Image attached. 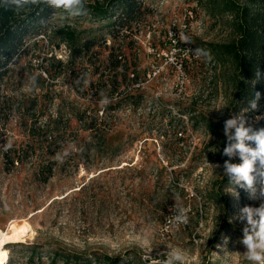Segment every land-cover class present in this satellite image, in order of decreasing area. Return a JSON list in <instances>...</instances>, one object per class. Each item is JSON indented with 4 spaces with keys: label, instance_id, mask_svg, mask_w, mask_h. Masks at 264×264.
Returning a JSON list of instances; mask_svg holds the SVG:
<instances>
[{
    "label": "rangeland",
    "instance_id": "374dc122",
    "mask_svg": "<svg viewBox=\"0 0 264 264\" xmlns=\"http://www.w3.org/2000/svg\"><path fill=\"white\" fill-rule=\"evenodd\" d=\"M143 4L148 17L131 31L89 14L56 15L50 28H71L76 43L89 41L92 50L72 60V45L49 30L31 40L37 47L1 87L0 230L7 232L14 220H26L29 230L3 245L4 264H106L96 261L105 257L114 264H168L177 251L185 264H253L243 236L226 226L243 232L241 209L261 200L224 185V124L203 123L241 116L246 127L251 122L245 113L230 114L235 66L220 46L236 39L233 18L209 16L196 0ZM184 24L183 41L194 53L185 89L169 65L148 81L154 66L165 65L166 57L154 53L166 47L165 34ZM91 117L96 132L88 130ZM31 125L57 131L64 142L56 153L52 147L13 164L12 153L32 142ZM96 134L105 138L93 139ZM51 165L53 177L43 180L47 169H39ZM256 167L259 194L264 167ZM184 215L187 223L177 219Z\"/></svg>",
    "mask_w": 264,
    "mask_h": 264
},
{
    "label": "trees",
    "instance_id": "16d2710c",
    "mask_svg": "<svg viewBox=\"0 0 264 264\" xmlns=\"http://www.w3.org/2000/svg\"><path fill=\"white\" fill-rule=\"evenodd\" d=\"M196 2L204 8L209 16H215L216 13L222 16H232L236 39L228 45L220 46L221 54L231 58L235 66V92L230 106V114L240 116L245 113L251 121L247 127H251L255 131L264 129V119H257V117H264V0H196ZM86 14L97 21L112 20L109 28L131 31L144 23L149 13L144 7L143 0H87V2L83 1V8L79 15H73L70 11H65L62 8H53L44 2L17 6L11 0H0V89L10 77L12 68L28 57L32 48L37 47L36 44L31 46V40L38 41L39 37H45L48 32H51L49 30H52L53 36L60 39L62 43L72 45V60L91 51L94 47L93 44L89 41L77 44L76 35L71 28L67 26L50 28L51 20L56 15L70 19L72 16L80 18ZM116 61L118 63V58ZM187 67L188 61L185 62V71H187ZM256 93L260 94L258 100H256ZM254 100L258 105L255 110L251 108V102ZM5 109L6 103L4 102L0 104V121L4 118ZM34 109L35 107H32L24 112L28 113ZM20 114L23 118L27 116L21 112ZM96 122L97 118L91 117L88 130L94 131ZM203 123H206L209 128H220L224 124L223 122L212 123L207 120ZM1 131L0 123V136H2ZM28 131L32 142L26 148H19L12 153L13 164L15 161L17 164L24 163L36 155V152L45 153L48 149L51 152L52 147H56L54 149V153H56L65 139V136L59 135L57 131L36 128L35 125H31ZM102 138H105L104 135L99 134L93 137V139ZM103 141L105 140L103 139ZM88 146L91 147V143H88ZM46 169L47 176L43 180H50L54 173L53 165L40 168L38 174ZM222 182L224 185L233 184L229 178ZM216 190H218L217 186ZM226 227L236 236H243L241 230L232 226ZM32 252L34 254L35 249ZM101 260L106 264L117 263L107 257L96 258V261Z\"/></svg>",
    "mask_w": 264,
    "mask_h": 264
},
{
    "label": "clouds",
    "instance_id": "9594fccd",
    "mask_svg": "<svg viewBox=\"0 0 264 264\" xmlns=\"http://www.w3.org/2000/svg\"><path fill=\"white\" fill-rule=\"evenodd\" d=\"M11 2L17 6L44 2L53 8L70 11L73 15L81 14L83 8V0H11ZM181 39L187 38L182 36ZM259 95L256 93V100L259 99ZM256 100L251 102V108L254 110L258 107ZM257 119H264V117H257ZM245 125L246 121L242 116L229 118L224 122L223 131L227 143L223 149V155L229 158L224 163V171L230 182L249 192L250 198L261 200L259 207H243L240 218L247 221L242 240L247 249V259L253 264H264V172L259 173L262 178L259 194L255 187L256 166L259 163L264 167V129L255 131ZM8 147H11L10 142L5 150ZM237 157L240 162L233 163L232 161ZM235 195L238 196V193ZM177 219L187 223V215ZM171 256L172 260L178 264H185V257L181 251L174 252ZM172 260H169L168 264H172Z\"/></svg>",
    "mask_w": 264,
    "mask_h": 264
},
{
    "label": "built area",
    "instance_id": "2783aa9c",
    "mask_svg": "<svg viewBox=\"0 0 264 264\" xmlns=\"http://www.w3.org/2000/svg\"><path fill=\"white\" fill-rule=\"evenodd\" d=\"M189 14V19H192V13H188ZM187 31V25H182L180 28H177L176 25L172 26L165 38H166V42H165V48L163 49L162 52L158 53V52H154L157 53V57H166V62L165 65L160 67H153L152 70H150L147 75L146 78L149 80H151L153 77L156 78L158 77V75H161L164 70L165 67L167 65L173 67L174 72L176 73V77H177V87L179 89H181V91H183L185 89V85L187 83V74L185 71V62L189 61L190 58L194 57V53L192 50V47L186 43L185 41H183V39H181V37H184V34ZM177 53V58L175 59V61H173L172 59H168V54L172 55L173 53L176 54ZM156 55V54H155ZM161 55V56H160ZM134 77V76H133ZM168 225H171V220L169 219L167 221ZM167 228H169V226H167Z\"/></svg>",
    "mask_w": 264,
    "mask_h": 264
},
{
    "label": "bare ground",
    "instance_id": "6f19581e",
    "mask_svg": "<svg viewBox=\"0 0 264 264\" xmlns=\"http://www.w3.org/2000/svg\"><path fill=\"white\" fill-rule=\"evenodd\" d=\"M28 231L26 220L20 222L14 220V222L9 225L7 232L0 230V240L3 241L2 246H0V264H4L9 257V252L3 249V245L8 242L20 241L25 235L27 236Z\"/></svg>",
    "mask_w": 264,
    "mask_h": 264
},
{
    "label": "snow or ice",
    "instance_id": "6c2138e0",
    "mask_svg": "<svg viewBox=\"0 0 264 264\" xmlns=\"http://www.w3.org/2000/svg\"><path fill=\"white\" fill-rule=\"evenodd\" d=\"M2 243H3V241H2V240H0V246H2Z\"/></svg>",
    "mask_w": 264,
    "mask_h": 264
}]
</instances>
